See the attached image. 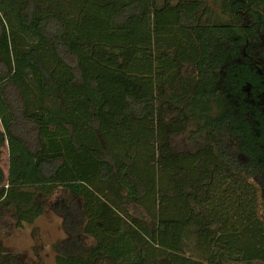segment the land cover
Masks as SVG:
<instances>
[{
	"label": "trees",
	"instance_id": "obj_1",
	"mask_svg": "<svg viewBox=\"0 0 264 264\" xmlns=\"http://www.w3.org/2000/svg\"><path fill=\"white\" fill-rule=\"evenodd\" d=\"M3 3L0 221L57 192L56 264H264V119L227 97L256 75L223 68L264 43V0Z\"/></svg>",
	"mask_w": 264,
	"mask_h": 264
},
{
	"label": "rangeland",
	"instance_id": "obj_2",
	"mask_svg": "<svg viewBox=\"0 0 264 264\" xmlns=\"http://www.w3.org/2000/svg\"><path fill=\"white\" fill-rule=\"evenodd\" d=\"M15 7L1 4L0 12L6 24L22 33L17 19ZM7 144L2 148L0 168L5 176L8 171ZM259 204L257 213L263 215L264 202L257 188ZM57 193V192H56ZM53 194L46 200L45 211L32 225L23 224L21 228L14 226L13 211H5L0 221V258L9 264H56L54 245L65 239L62 228V218L51 208V205L61 198V194ZM53 206V205H52ZM0 208V213L2 212Z\"/></svg>",
	"mask_w": 264,
	"mask_h": 264
},
{
	"label": "flooded vegetation",
	"instance_id": "obj_3",
	"mask_svg": "<svg viewBox=\"0 0 264 264\" xmlns=\"http://www.w3.org/2000/svg\"><path fill=\"white\" fill-rule=\"evenodd\" d=\"M246 22L248 24L244 27H247L248 25L254 26L252 20H247ZM256 30L259 32L258 29ZM260 36L261 41L263 42L264 37L263 35ZM236 38L237 37H231L232 41H234L233 43L237 40ZM261 44V42L257 43L254 37L246 36V42L243 46L233 44L235 45L233 48H237L240 53H238V56L234 59L229 57L227 64L223 67L226 68L234 62L238 65L242 64L247 66L250 71H254L256 75L253 83H247L242 89H240L239 95H227L234 112L246 120H252L255 116H261L264 119V43ZM219 72L223 73L222 70ZM253 121L257 120L255 119ZM258 189L264 200V186L260 185L258 186Z\"/></svg>",
	"mask_w": 264,
	"mask_h": 264
}]
</instances>
